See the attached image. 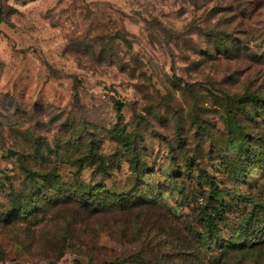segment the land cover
<instances>
[{
    "label": "rangeland",
    "instance_id": "1",
    "mask_svg": "<svg viewBox=\"0 0 264 264\" xmlns=\"http://www.w3.org/2000/svg\"><path fill=\"white\" fill-rule=\"evenodd\" d=\"M0 264H264V0H0Z\"/></svg>",
    "mask_w": 264,
    "mask_h": 264
},
{
    "label": "trees",
    "instance_id": "2",
    "mask_svg": "<svg viewBox=\"0 0 264 264\" xmlns=\"http://www.w3.org/2000/svg\"><path fill=\"white\" fill-rule=\"evenodd\" d=\"M128 141H125V144ZM124 144V145H125ZM92 157H94L96 160H100V158L96 155H92ZM105 171V170H102ZM132 174H134L136 176V185L137 187H144L145 184L142 183V178L140 177V175H138V173L135 172V170H131L130 171ZM28 171V175H32V178H37V180L32 179L34 182V188L38 187V182L40 180H42L41 176H39L36 172L30 173ZM35 180V181H34ZM39 180V181H38ZM139 185V186H138ZM38 189V188H37ZM136 190V189H135ZM134 189L129 190L127 193L123 192L120 194H109L107 193V197L104 198L105 204H103L102 206H99L97 209H95V207H92L89 202H87L86 198H83L84 195L83 193L77 195V199L78 200H56V213H58L60 210L62 211H66L67 213H71V215L73 216V221L75 224L80 226V229L78 230L79 233L82 232V230H87L88 227L91 228V222L93 219H100L105 217L106 215L109 216V218H116L117 216L121 215V216H127L128 220L126 222V226L128 227H124V228H130L133 220H137L138 218H140L142 216V218L145 217L146 213L144 214V210L142 211L141 208V200L137 201V202H131V203H122L121 200L126 199L128 196V194L132 193L135 191ZM37 193V192H36ZM38 194L40 195L41 192H38ZM37 194V195H38ZM112 197V199H109L110 197ZM81 197V198H80ZM109 197V198H108ZM35 203L33 202V199L30 198L29 196L27 197V199L25 201H23L20 205H18L16 208H14L11 212V214H2L1 215V219L5 218V223H8V221L13 220L14 218L17 219H24L26 217H28V215H32L34 214V211H32L30 209V206L34 205ZM60 209V210H59ZM156 211V209H153V212ZM60 213L56 214V218L58 216H61L62 218L63 215ZM156 213V212H155ZM162 220L164 221H169L170 218H166L164 215H161ZM160 219V218H159ZM157 220V218H156ZM56 221H58L56 219ZM115 224L118 225V222H116V219L114 220ZM67 227H69V225H67ZM83 228V229H82ZM121 227V229H124ZM76 228H72L71 231H68L67 233L65 232L64 234H61V230H59V228L56 225V240H64L65 236L69 237L67 238L68 240H75V242H82L79 239V234H77L76 232ZM92 232V229L90 230ZM119 236L122 238H126V231H120ZM59 242V241H58ZM57 242V243H58ZM60 255V252H59Z\"/></svg>",
    "mask_w": 264,
    "mask_h": 264
}]
</instances>
